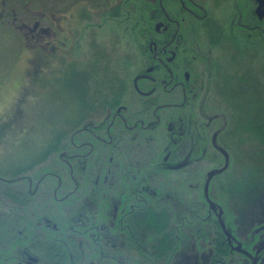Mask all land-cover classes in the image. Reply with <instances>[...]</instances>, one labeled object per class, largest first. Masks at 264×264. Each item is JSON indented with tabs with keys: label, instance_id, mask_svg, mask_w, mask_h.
Wrapping results in <instances>:
<instances>
[{
	"label": "rangeland",
	"instance_id": "374dc122",
	"mask_svg": "<svg viewBox=\"0 0 264 264\" xmlns=\"http://www.w3.org/2000/svg\"><path fill=\"white\" fill-rule=\"evenodd\" d=\"M164 1L155 0L151 5L144 0H36L35 3L29 2L26 5H17L16 2H11L14 7L7 8L4 3L5 0H0V83L8 89L6 95L10 98L6 110H0V182H10L14 171H17L24 162L34 160L32 158H35L37 154H41V145L45 134L48 135L47 131L51 130L54 123L57 124L58 120H69L67 117H62L61 114L71 115L68 112L71 109L70 106L73 107L70 102V83L74 81V78L68 74L61 75L65 66L73 64L74 69L85 70L84 67L91 66L96 55H102L104 48H106L118 74L116 95H109L108 105L104 107L102 103L105 102L106 104V101L100 100L97 106L90 110H93L95 114L91 117H85L81 121L80 127L85 124L103 126L109 123V133L108 131L107 133H104V131L95 133L96 137L98 135V141L95 143H102L104 146L108 143L111 144L107 155L111 154L112 156L107 157L108 159L112 158V161H114L112 152L116 155L119 150L116 147L115 139L113 140L117 134L119 136L117 139L130 147L135 158L142 154H152V149L158 148V139H160L168 148L164 151V154H161L159 168L155 164L148 168L147 173L151 172L153 168L158 172H152V176L142 183L140 192H144L143 190L147 187L146 183L151 186L153 191L156 190L154 186L157 182L154 180L156 178L167 180L164 185L172 187L176 181L178 182V176H189L188 180L184 178L181 180L183 183L185 182L182 192L185 193L187 203L192 201L199 205L202 204L201 199H205L207 191L204 188V183L210 182L208 183L210 184L207 192L208 197L212 202L211 206L216 205L217 208L207 212V210L204 211L203 208L198 207V213H196L199 218L198 223L202 220L203 223L214 225V220L218 222V219L225 221L226 227L232 230V234L241 243L243 250L249 251L253 256L263 255L264 257V171H257L253 167L248 170L249 155L243 154L237 148L236 139L238 138L236 135L234 134V137H231V133L237 127L243 130L249 126V123L253 122L249 119L253 118L251 111L263 109L261 112L264 113V81L258 83L261 92L257 95L258 104L263 108L250 97L244 96L242 107L248 114L237 113L244 111H239L238 107L233 104L232 99L227 98V95H234L233 92L224 93L221 88L225 83V77H237L244 73L246 69L256 70L253 67L258 66L261 71H264L263 57L250 56L253 54L258 41L261 42L260 44L263 43L261 50L264 55V34L249 33L244 29L235 32V28L232 27L238 13L240 16H244L245 10H249L248 6L245 7V0H191L197 4L196 6H202V8L200 10L192 8L193 13L182 14L180 23L185 26L186 35L181 34L178 38H171L170 48L173 47L177 52V61L172 64V68H175L176 65L182 78H184V71L191 73L192 76L191 69H188L189 62L182 56V52L189 58L193 54L196 55V58L199 55L204 57L199 60L200 71L198 77H196L198 84L194 88L199 97L198 100L196 99V104L189 102V105L193 104L192 109L188 105V107H181L176 110L174 108H177V106L172 108L173 106L170 105L173 102V93H177L175 100L180 99L179 89L171 92L172 94L168 93V95L163 93L164 90H159L161 84L164 81H169L170 77H168L169 74L163 66L158 65L151 51V41L155 35L157 39H161L160 35L164 33L162 30L158 31L159 26L166 22ZM130 8L136 14L140 11L139 9L151 14L152 21H147V23L150 22L149 31L151 34L149 41L144 44L146 51L144 48L142 55L139 53L136 39L130 38L124 29L126 27L124 18L128 17L127 11ZM81 10L85 16H82L84 14L81 15ZM85 10L87 13H85ZM170 10L174 11L176 9ZM177 13L183 12L179 11ZM247 14H249L248 11ZM194 15L196 17H193ZM147 16L150 17V15ZM188 19L190 21L187 25L186 21ZM134 20L135 18L132 16V19L127 23V27L137 33L139 26L135 24ZM205 20H209L211 24L204 28L202 25ZM191 26H196L199 29L192 30ZM169 28L173 29V26L169 25ZM188 28L191 31L190 33L187 30ZM255 40L257 41L255 42ZM166 41L163 43H166ZM37 47L39 49H36ZM239 48H243L242 54L237 57H240V59L236 60L234 56H237ZM168 56L169 53L166 57ZM46 57H48V60L50 58L48 63L45 62ZM251 59L253 63L250 62ZM102 65L103 62H101ZM39 69L42 74L32 78L30 72ZM146 77L157 80L158 88L156 89L158 91L155 94H152L153 89H151L150 82L148 84L145 81L150 78ZM190 78L192 79L189 76ZM83 83L85 84V82ZM90 84L93 85V83ZM142 84L144 85L143 88L141 87ZM146 86H149V89ZM141 94L149 96L148 98L154 97L153 102L148 106H143L142 101L146 97ZM161 101H163L161 104L163 106L158 107L157 110L168 113L169 115L164 114L168 119L175 116L173 111L179 114L180 112L186 113L181 133L176 131L175 136L170 135L167 118L161 115L160 120L162 121L160 122L153 116L152 110ZM100 102L102 103L99 104ZM203 104L205 105L203 106ZM108 109L110 111H106ZM120 110L124 112H120ZM190 110L192 113H188ZM104 111L106 112L103 113ZM107 112H110V118L112 116L111 123L107 115L108 122L104 120ZM223 112H229L233 121L231 119L227 120ZM126 114H129L127 118L124 117ZM137 119H146L144 120L145 126L154 121L157 122V125L153 129H142L140 124L137 125ZM131 120H134V122H131ZM228 121L229 125L233 124V129L227 136V141L231 146L225 145L222 138L223 140L226 138L219 134L229 128L227 127ZM75 129L73 128L69 133L66 132L65 139L69 136L73 137L76 134ZM84 132H87V130H84ZM177 132L180 134H177ZM84 135L90 134L86 133ZM214 135L218 138L213 140ZM239 135L241 138L252 137L247 132H239ZM105 137H108L109 140L106 143L102 140L106 139ZM77 138H80V135ZM80 139L87 140L89 145L93 142V139L88 137ZM117 145H119V142ZM32 150L36 153L29 156ZM64 150L51 152L46 161L29 169L24 175L35 174L38 170L35 173L34 171L43 166L42 164H46L43 167L47 166L54 169L58 165L57 160L59 162L61 160L57 159L58 156L66 160L71 155V153L65 155ZM70 151L72 149H69ZM85 155L88 156V153ZM50 159L54 160L49 161ZM182 161L186 165L181 169L171 165ZM95 166V169H105V166L102 167L101 164ZM134 171L136 170L134 169ZM210 171H212L211 174ZM4 175H7V177H1ZM120 175L128 178L127 174L120 173ZM16 179L17 177H14V180ZM31 180L30 189L35 192L34 199L39 204L43 203L47 206L44 211L48 212L44 215L49 219V215L54 214L56 221H58L57 216L60 213L58 214L54 210L52 204L56 205V203L51 200V196H54V193L62 196V190L57 184H51L53 177L43 176L37 178L34 176ZM37 184H40V186H36ZM24 185L28 186V182ZM115 188L117 194L123 193L122 186H116ZM165 194L158 192L154 197H162ZM139 195L145 199V201H138L139 204L151 200V197L147 196L146 193H139ZM170 195L168 194L167 197ZM61 196L58 198L59 200ZM133 196L138 197L136 194ZM169 198L171 199L172 196ZM173 198L176 199L175 196ZM2 199L0 197V211H7L16 206V204L10 205L9 201ZM75 199L77 202L81 200L80 198ZM151 201H159V199H152ZM155 205L164 204L158 202ZM37 207L38 205H35L36 212L41 210ZM206 209L208 208L206 207ZM65 214L67 215V212ZM238 217L240 221L236 222ZM122 219L123 216L120 220L121 228L123 227ZM191 220H194V218H187L184 222ZM231 224L235 227L232 228ZM74 226L75 224H71V226L68 225L67 229L66 226L65 229L68 235L75 238L80 229L74 228ZM87 228H90L89 235L87 234V236H90V241L99 246L100 241L96 240L104 238L99 235L100 231L97 229V225H89ZM30 230L32 234L37 235L39 238H43L49 233V229L40 223L34 228L30 227ZM61 230L62 228L60 232ZM190 233L192 234V231ZM27 235H29L28 231H24L19 237ZM205 236L199 240V248L202 246L203 249H206L211 245L209 243L211 238L207 234ZM236 245V243H233L231 246L232 251L224 255L227 259L226 264H242L244 257L239 253L240 251H237ZM203 249H198L197 252L201 253ZM92 250H95L94 246ZM0 253L5 257L6 255L11 257L14 254L3 249L0 250ZM184 256V254L180 255L177 261ZM1 261L4 264H14L17 260L4 258ZM111 261L115 264V260ZM194 261V257H192L190 262ZM91 264L97 263L92 260ZM100 264L103 263L100 262ZM117 264L120 263L117 261ZM247 264H251L250 261H247Z\"/></svg>",
	"mask_w": 264,
	"mask_h": 264
},
{
	"label": "trees",
	"instance_id": "16d2710c",
	"mask_svg": "<svg viewBox=\"0 0 264 264\" xmlns=\"http://www.w3.org/2000/svg\"><path fill=\"white\" fill-rule=\"evenodd\" d=\"M144 1L151 4L155 0ZM11 2H16L17 5H26L29 2L35 3L36 0H5L4 3L7 8L14 7ZM139 10L141 11V9ZM140 11L138 12L137 10L138 14L132 11V8L127 11L128 17L124 18L126 23L124 29L130 38L133 37L136 39L139 53L142 55L146 47L144 44L149 41L151 34L149 31L150 22L147 23V21H152V18L149 12ZM85 13H87L86 10ZM82 14H84V12L81 10V15ZM147 15H150V17ZM82 16H85V14ZM132 16L135 18V24L139 26L137 33L127 27V23L132 19ZM160 37V40L164 42L167 40L168 34L163 33ZM256 41L257 40H255V42ZM260 43L259 41L257 42L256 48L250 56H257L258 58L263 57V60L264 55L261 50L263 43ZM38 45L40 46V44ZM36 49H39V47ZM242 49L243 48H239L237 50V56H234L236 60L240 59V57H237L242 54ZM107 53L108 50L104 48L103 54H97L91 66L84 67L85 70L74 69L73 64L65 66L61 75L68 74L74 78V81L70 83V102L73 107L70 106L71 109L68 112L71 115L66 116L61 114L62 117H67L69 120H58L57 124L54 123L51 130L47 131L48 135L45 134L43 144L41 145V154H37L35 157L36 159L32 158L34 160L24 162L17 171H14L10 182H0V197L3 198L2 200L6 199L9 201L10 205L16 204V206L12 205V210L0 211V250L3 249L6 250V252L14 253L11 257H9L10 255H6L5 257L0 253V262L4 258L24 261L28 255H32L37 259L35 264H78L79 262L80 264H91L92 260H95L97 264H100V262L103 264H114L111 260H115V264H117V261L120 264H190L192 257H194V260L203 258L205 261L207 259L214 261L215 258L219 256L224 257L229 251H232V245L229 243L230 238L227 235V230L231 233L232 230L226 227L225 221L220 219H218L220 220L219 222L214 220V225H212V223H203L202 220L200 223L197 221L199 220L196 215V213H198V207L203 208L204 211L207 210V212L217 208L216 205L211 206L212 202L208 197L207 192L210 185L208 183L210 182L204 183V188L207 189V191L205 199H201L202 204L199 205L192 201L187 203L185 193L182 192L185 182L183 183L181 180L182 178L188 180L190 178L189 176H178V182L176 181L172 187H166L164 185L167 180L156 178L154 179L157 181L154 185L156 190L153 191L151 186L146 183L147 187L143 190L144 192H140L142 183L152 176V172H158L152 167V171L147 173L148 168L152 164H155L156 167L159 168L158 164L161 160V154H164L168 146H165V144L158 139V148L152 149V154H142L135 158L134 152L130 147L117 139V137H119L117 134L113 140L115 139L116 147H118L119 150L116 155L112 152L114 156V161H112V158L108 159V157L112 155H107L111 144L109 145L108 143L104 146L102 143H95L98 141V135L96 137L95 133H101L103 131L107 133L109 123L103 126L85 124L80 127L81 121L84 120L85 117H91L95 114L93 110H90L94 106H97L100 100L106 101V104L105 102L99 103H102L104 107L108 105V96L111 94L116 95L118 74L114 69L115 64L113 65V61L109 58ZM51 56L52 54L50 57ZM243 56L250 57L246 55ZM203 58L204 57L201 55L197 56L196 63L192 67V78L195 81H197L196 77L199 75L200 64L198 60ZM49 60L48 57H46L45 62L48 63ZM101 62H103L102 66ZM237 62L240 63L239 61ZM250 62L253 63V60L251 59ZM253 68L256 70L246 69L244 73L237 77L231 75L232 78L225 77V83L221 86L224 93L233 92L234 95H227V98L232 99L233 104L238 107L239 111H244L237 112L240 114H248L242 107L244 105V96H247V98L250 97L258 104L257 95L261 92L259 91L260 88L258 83L264 81V71H261L259 66ZM33 71L30 72L32 78L39 76L38 74H42L40 69L35 72ZM145 81L148 84L149 82L151 85L153 84L151 81ZM83 82H85V84ZM90 83H93V85ZM143 86L142 84L141 87L143 88ZM146 88L149 89V86H146ZM152 94H155V92ZM192 96L189 101L196 104L199 94L197 93L194 99ZM153 98L146 97V99L142 101L143 106L150 105L154 100ZM175 99L176 96H173V102L170 106H173L174 103H177L178 106L177 108H174V106L172 108L177 110L181 107H188L182 95L179 100ZM185 104L186 106H184ZM192 105L193 104L189 105L190 109H192ZM204 105L205 104H203V106ZM260 107L263 108V106ZM154 109L156 113L155 117L160 122L162 121L160 120L161 115H169L168 113L160 112L157 110V107ZM147 110L148 108L146 111ZM106 111H110V109ZM121 111L123 110H120V112ZM126 111L128 112L129 110ZM261 111H263V109L251 111L253 118L251 117L249 119L253 122L249 123V126L243 130L237 127L231 133V137H234L235 134L238 138L236 139L237 148L241 150L243 154L246 153L249 155L250 161L247 164L248 170L253 167L257 171H264V113ZM173 113L175 116L171 119L164 117L169 121L167 123L170 135L175 136L176 131L180 133L183 131V120L186 113L180 112L179 114L176 111H173ZM188 113H192L191 110ZM106 115L109 117V122L111 123L112 116L110 118V112L105 114L104 120H107ZM128 115L129 114H126L124 117L127 118ZM223 115L226 116L227 120L231 119V121H233L229 112H223ZM118 119L119 117L117 120ZM144 120L146 119L137 120V125L140 124L142 129H153L157 125V122L154 121L145 126ZM131 122H134V120H131ZM227 127L229 128H226L225 131L219 134L226 138L225 140L222 138L223 143L231 146L227 141V136H229L233 129V124L231 123L229 125L228 121ZM73 128H76L74 131L76 134L73 137L69 136L70 138L66 137L65 139V133L71 132ZM84 130H87V132H84ZM178 132L177 134H180ZM239 132H247L252 137L241 138ZM86 133L91 136H83V134ZM78 135H80V138H92L93 142L89 145L87 140L77 138ZM105 138L106 139H101L106 143V141L108 142L109 140L108 137ZM214 138L218 137L214 135L212 139L214 140ZM171 140H173V138H171ZM117 141L119 145H117ZM63 149H65V155H69L70 153L71 155H69V158L66 160L58 156L57 159L61 160L60 162L57 160L58 165L55 166L54 169L47 166L43 167L46 164H42L43 166L38 167V169L34 171L35 173L38 170L35 174L24 175L29 169L46 161L51 152H57ZM69 149H72V151L69 152ZM32 153L34 154L36 152L32 150L29 156ZM86 153H88V156L85 155ZM51 160L54 159H50L49 161ZM99 164H101L102 167L105 166V169H95V165ZM171 165L181 169L186 164H183L182 161L178 164ZM134 169L136 171H134ZM120 173L127 174L128 178L120 175ZM211 173L212 171H210V174ZM34 176L37 178L43 176L53 177L51 184H57L62 190V196L56 193H54V196H51V200L56 203V205L52 204L54 210H56L58 214H61V216L60 214L57 216L58 221H56L54 214L49 215V219L44 215L48 212L44 211L47 206L43 203L39 204L38 201L34 199L35 192H33L32 189L29 191V186L24 185L28 182L27 179H32ZM1 177H7V175ZM14 177H17V179L14 180ZM181 182L182 184H180ZM2 186L4 187L1 188ZM37 186L39 187L40 184H37ZM116 186H122L123 193L117 194L115 192ZM158 192L166 194L165 196L155 198L154 196L158 194ZM139 193H146L147 196L151 197V200L159 199V201L147 200L145 203L139 204L137 203L138 201H145V199L140 197ZM134 194L138 195L139 198H135L133 196ZM168 194H171L169 196H172L171 199L167 197ZM60 196L61 198L59 200L58 198ZM174 196L176 199L173 198ZM75 198H80L81 200L77 202ZM83 199L84 201L82 202ZM158 202L164 205H155ZM72 204L75 205L71 206ZM35 205H38L37 208H40L42 211L39 210L36 212ZM72 207L74 208L71 209ZM206 207L208 209H206ZM66 212L67 215L65 214ZM122 216L123 227L121 228L120 220ZM187 218H194V220L184 222ZM238 221H240L239 217L236 222ZM38 223L49 229V233L43 238H39L37 235L31 233L30 227L34 228ZM71 224H75L74 228L80 229L75 238L71 237V235H68V232H66L68 225L71 226ZM94 224L97 225V229L100 231L99 235L102 236L101 238H104L96 240L100 241L99 246L94 245L89 239L90 236H87V234L89 235L90 229L87 227ZM230 226H232V228L235 227L233 224ZM61 228L62 230L60 232ZM24 231H28L29 235L19 237ZM190 231H192V234ZM206 234L211 238L209 242L211 245L206 249H203L202 246L199 248L198 242L202 237H206ZM93 246L95 250H92ZM198 249H203V251L201 253L197 252ZM182 254L185 255L181 258L183 260L180 259L177 261ZM224 259L227 260L226 256ZM258 264H264V261Z\"/></svg>",
	"mask_w": 264,
	"mask_h": 264
},
{
	"label": "flooded vegetation",
	"instance_id": "af4514ba",
	"mask_svg": "<svg viewBox=\"0 0 264 264\" xmlns=\"http://www.w3.org/2000/svg\"><path fill=\"white\" fill-rule=\"evenodd\" d=\"M163 2V1H161ZM165 5H163L164 9V17L166 19V22L159 26L160 28L158 31H163L164 34H168V38L166 43H163L160 39H157L155 36L153 40L151 41V51L153 52L154 58H156L158 65L165 69L167 73L169 74L168 77H170L169 81H164L161 84V89L159 90H164V94L168 95V93L176 91V89H179V94L180 96L182 95L184 97V101L186 104L189 105V99L192 96L193 99L196 98V91L194 90L196 84H198L197 81H195L193 78L189 79V76H191V73H187V71H184V78H182V75H180L176 65L174 66L175 68H172V64L177 61V52L170 48V40L171 38L173 39L174 37H179L181 34L186 35V28L182 23H180V18L183 16L182 14H191L193 13L192 8H198L199 10L202 8V6H196L197 4L192 2L191 0H165ZM249 8V10H245V15L240 16L239 13L236 17V21L233 24L232 27L235 28V32H238L239 29H244L245 31H248L249 33L252 32H257L256 34H264V0H245V7ZM170 9H176L174 11H171ZM183 12V13H177V12ZM247 11L249 14H247ZM193 17H196L195 15ZM192 17V18H193ZM198 17V16H197ZM190 18V17H189ZM175 19V22H174ZM205 19V18H202ZM201 20V19H200ZM183 21V20H182ZM189 19L187 22V25L189 24ZM211 23L205 20L203 23L202 27L205 28L208 27ZM169 25L173 26V29L169 28ZM192 30L195 28H198L196 26H191ZM203 28V30H204ZM199 29V28H198ZM188 32L189 28L187 29ZM260 31V32H258ZM171 35V37H170ZM170 37V38H169ZM182 52V51H181ZM167 53H169V56H167ZM158 55V57H157ZM173 55V57H172ZM164 56V58H163ZM182 56L188 60L189 68L191 69L192 72V67L196 63V55L193 54L191 58H189L184 52H182ZM199 61V60H198ZM184 63V62H183ZM200 71V67H199ZM145 78V77H144ZM150 78L148 81H151L153 84L151 85V89H153V92H157L158 90L157 87V80L155 81V78L152 77H146ZM181 88V90H180ZM142 91V90H141ZM152 92V93H153ZM181 92V93H180ZM140 93V91H139ZM191 93V94H189ZM172 94V93H171ZM145 97H149L147 95L141 94ZM177 93H173V96H176ZM189 97V98H188ZM163 101H161L158 105H156L157 109L158 107H162L161 105ZM176 104V103H174ZM173 106H178V104L173 105ZM153 111V116H156L155 109ZM138 120V119H137ZM30 184H32V180L28 179V186H29V191H30ZM37 186V185H36ZM36 188V187H35ZM32 193V192H31ZM220 221V220H219ZM228 232V237L230 238V244L233 245V243H236L237 245L235 246L237 251L241 253V255L244 257V260L241 262L242 264H247V261H250L251 264H257L264 261L263 255L261 256H253L249 251L243 250L241 248V243L236 240L235 236L229 231ZM236 240V241H235ZM1 264H4L3 261L0 262ZM226 264L227 261L224 259V257L219 256L215 258L214 261L207 259L206 261L201 258V259H196L194 262H190V264ZM14 264H33V262H30L28 260V256H26V259L24 261H17Z\"/></svg>",
	"mask_w": 264,
	"mask_h": 264
},
{
	"label": "snow or ice",
	"instance_id": "6c2138e0",
	"mask_svg": "<svg viewBox=\"0 0 264 264\" xmlns=\"http://www.w3.org/2000/svg\"><path fill=\"white\" fill-rule=\"evenodd\" d=\"M7 91L5 85L0 83V110H6V105L10 102V98L6 95Z\"/></svg>",
	"mask_w": 264,
	"mask_h": 264
},
{
	"label": "water",
	"instance_id": "95a60500",
	"mask_svg": "<svg viewBox=\"0 0 264 264\" xmlns=\"http://www.w3.org/2000/svg\"><path fill=\"white\" fill-rule=\"evenodd\" d=\"M29 260H30L31 262H34V261H36V259H35V258H33V257H29Z\"/></svg>",
	"mask_w": 264,
	"mask_h": 264
},
{
	"label": "bare ground",
	"instance_id": "6f19581e",
	"mask_svg": "<svg viewBox=\"0 0 264 264\" xmlns=\"http://www.w3.org/2000/svg\"><path fill=\"white\" fill-rule=\"evenodd\" d=\"M246 239V238H245Z\"/></svg>",
	"mask_w": 264,
	"mask_h": 264
}]
</instances>
